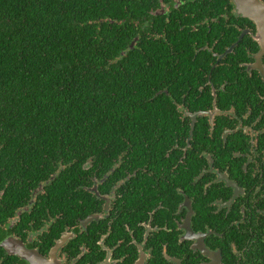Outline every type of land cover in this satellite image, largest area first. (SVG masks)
I'll return each instance as SVG.
<instances>
[{
    "label": "flooded vegetation",
    "instance_id": "flooded-vegetation-1",
    "mask_svg": "<svg viewBox=\"0 0 264 264\" xmlns=\"http://www.w3.org/2000/svg\"><path fill=\"white\" fill-rule=\"evenodd\" d=\"M138 1L111 38L157 45L143 132L107 158L0 166V264H264L258 27L233 0Z\"/></svg>",
    "mask_w": 264,
    "mask_h": 264
},
{
    "label": "trees",
    "instance_id": "trees-1",
    "mask_svg": "<svg viewBox=\"0 0 264 264\" xmlns=\"http://www.w3.org/2000/svg\"><path fill=\"white\" fill-rule=\"evenodd\" d=\"M139 3L0 0V160L9 159L0 166L40 170L78 151L107 158L128 149L119 135L143 132L141 104L158 101L157 45L122 56L127 43L111 38L125 7L137 11ZM45 167L51 173L59 164Z\"/></svg>",
    "mask_w": 264,
    "mask_h": 264
},
{
    "label": "water",
    "instance_id": "water-1",
    "mask_svg": "<svg viewBox=\"0 0 264 264\" xmlns=\"http://www.w3.org/2000/svg\"><path fill=\"white\" fill-rule=\"evenodd\" d=\"M236 10L241 16H244L256 23L258 27V37L264 47V4L260 0H233ZM194 126L191 133H193ZM23 258L30 260L33 264H54L48 263L35 252H17Z\"/></svg>",
    "mask_w": 264,
    "mask_h": 264
}]
</instances>
